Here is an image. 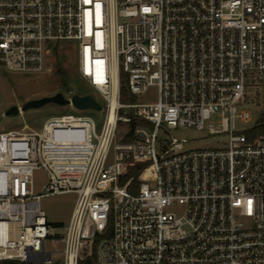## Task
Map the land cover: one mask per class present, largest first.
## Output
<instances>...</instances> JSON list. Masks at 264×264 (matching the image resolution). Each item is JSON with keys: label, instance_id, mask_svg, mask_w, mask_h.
<instances>
[{"label": "built area", "instance_id": "obj_1", "mask_svg": "<svg viewBox=\"0 0 264 264\" xmlns=\"http://www.w3.org/2000/svg\"><path fill=\"white\" fill-rule=\"evenodd\" d=\"M61 42L77 44L104 120L0 135V263L264 264V141L236 127L264 82V0H0V67L51 72ZM151 88L155 102H132ZM178 128L227 142L186 151ZM65 193L78 199L55 228L40 200Z\"/></svg>", "mask_w": 264, "mask_h": 264}, {"label": "rangeland", "instance_id": "obj_2", "mask_svg": "<svg viewBox=\"0 0 264 264\" xmlns=\"http://www.w3.org/2000/svg\"><path fill=\"white\" fill-rule=\"evenodd\" d=\"M47 59V67L51 69V72H11L0 67V135L40 133L48 119L71 114L91 118L98 130L100 129L104 120L103 112L94 110L77 111L70 106H60L52 103L38 109H30L15 116H5L6 111L11 107L21 108L28 101L51 97L58 93L67 98L76 93L92 95L104 106L99 94L89 87L79 75L77 44L75 42H61L55 45L54 50ZM59 71L62 72L63 77ZM157 98V89L151 88L146 94L132 99V102L145 104L155 102ZM242 108L252 113V122L243 124L237 120L236 127L239 132H245L248 135V132L257 125L263 124L264 82L260 89L252 90ZM168 133L177 142H183L186 151L219 149L227 142L226 135L211 136L207 131L178 128L169 130ZM168 133L162 131L160 137L168 139ZM47 181V173L44 170H38L34 173L37 191H40ZM130 192L133 194L134 190L131 189ZM77 199L78 196L75 193L45 195L40 200V209L51 226L65 228L70 221ZM60 232L64 233L65 231L61 230ZM47 247L50 250L62 251L64 243L62 240H58L48 243ZM53 259L61 260L62 256L54 253Z\"/></svg>", "mask_w": 264, "mask_h": 264}, {"label": "water", "instance_id": "obj_3", "mask_svg": "<svg viewBox=\"0 0 264 264\" xmlns=\"http://www.w3.org/2000/svg\"><path fill=\"white\" fill-rule=\"evenodd\" d=\"M51 103L60 106H72L78 111L94 110L102 112L103 110L101 104L92 95H80L76 93L70 99H67L63 94L58 93L51 97L28 101L21 108L11 107L6 111L5 116H15L25 113L30 109H38Z\"/></svg>", "mask_w": 264, "mask_h": 264}, {"label": "trees", "instance_id": "obj_4", "mask_svg": "<svg viewBox=\"0 0 264 264\" xmlns=\"http://www.w3.org/2000/svg\"><path fill=\"white\" fill-rule=\"evenodd\" d=\"M59 73L62 75L63 74L61 71H59ZM122 100H126V94L125 91H122ZM262 122L263 124L257 125L255 128H253L251 131L248 132L247 138H248V144L250 145H256L257 142L259 141H264V113H263V117H262ZM140 173V168L138 165L136 164H132L126 175L124 178V181L122 182V184H125L127 181L137 177V175ZM0 264H26V263H20V262H16V261H6Z\"/></svg>", "mask_w": 264, "mask_h": 264}]
</instances>
